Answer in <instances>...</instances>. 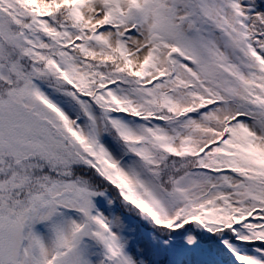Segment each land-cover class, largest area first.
Segmentation results:
<instances>
[{
  "label": "snow or ice",
  "instance_id": "1",
  "mask_svg": "<svg viewBox=\"0 0 264 264\" xmlns=\"http://www.w3.org/2000/svg\"><path fill=\"white\" fill-rule=\"evenodd\" d=\"M0 264H264V0H0Z\"/></svg>",
  "mask_w": 264,
  "mask_h": 264
}]
</instances>
